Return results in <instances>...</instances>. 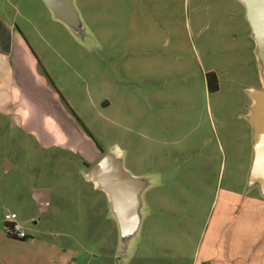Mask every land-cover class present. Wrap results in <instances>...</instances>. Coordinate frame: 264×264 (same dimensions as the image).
I'll list each match as a JSON object with an SVG mask.
<instances>
[{"label":"rangeland","instance_id":"rangeland-1","mask_svg":"<svg viewBox=\"0 0 264 264\" xmlns=\"http://www.w3.org/2000/svg\"><path fill=\"white\" fill-rule=\"evenodd\" d=\"M12 1L13 8L0 0V13L13 17L39 70L98 151L119 150L130 174L158 185L145 192L141 226L123 230L104 193L92 189L82 158L41 148L0 116L3 261L203 264L214 221L221 217V231L241 233V222L229 221L238 210L227 203L259 194L240 179L252 151L249 92L264 90L245 7L238 22L222 14L230 6L225 0H73L74 27L45 0ZM210 72L214 92L207 88ZM4 161L14 168L5 171ZM33 188L49 193L43 215ZM249 207L245 214L264 216L262 203L258 211ZM10 212L31 241L5 238ZM251 227H243L245 237Z\"/></svg>","mask_w":264,"mask_h":264},{"label":"crops","instance_id":"crops-1","mask_svg":"<svg viewBox=\"0 0 264 264\" xmlns=\"http://www.w3.org/2000/svg\"><path fill=\"white\" fill-rule=\"evenodd\" d=\"M225 1L230 3V6H222V14H227L229 17L234 14V19L236 21L238 19L239 22L244 13V4L239 0ZM5 2L11 8L15 6L12 0H5ZM14 23L13 17L9 19L8 15L0 13V116L7 117L16 123L21 131L25 135L32 137L41 148L61 150L64 153H71L82 158L84 167L87 169L85 174L93 183L92 189H100L107 197V201L112 205L107 191L91 175L93 166L103 155L108 153L99 152L96 145L86 135V132L81 126L79 127L77 116L65 105L67 103L55 91L45 73L39 70L38 60L30 50L26 39L14 27ZM251 106L252 100L251 103L247 104V116L250 114ZM140 148H142V145H140ZM193 149L194 147L191 150ZM115 151L113 153L119 160V150ZM252 158L253 148L249 152L246 165L243 164L244 167L241 166V170L245 171L246 175L245 179L242 177L240 181H243L241 185L246 190L248 189L247 177ZM3 165L5 171L14 168V166H10L5 161ZM122 168L139 181L138 227H140L144 218L147 217L142 211V207L143 209L146 208L144 202L145 192L152 185L157 186L158 184L156 181L152 182L153 178L148 181V177L142 175L134 176L123 166ZM33 190H36V188H33ZM258 193L256 197L250 198L249 202H246L247 198L239 196L234 203H227L232 210H238L235 212L237 213L236 217H233L235 213H232V218L229 221L238 220L241 222L242 225L238 222L241 233L236 230L235 232H230L226 228L221 231V224L218 225L221 222V217L214 221L216 224L213 227L212 235L205 251L206 258L202 259L203 264H264V224L262 223L263 227L261 230H257V224L255 225L258 220L264 221V216L258 217L256 212L253 215L245 214L246 209L250 208V202L251 209L256 211H258L259 204L262 203L264 206V197L260 192ZM50 203L51 199L48 210ZM37 208L39 210L38 205ZM244 226H252L251 236L245 237L243 235L242 229ZM25 233L27 234L25 240L9 237L6 232L5 238L16 243L31 241L29 234L26 231ZM0 264H10V262H4L0 254Z\"/></svg>","mask_w":264,"mask_h":264},{"label":"water","instance_id":"water-1","mask_svg":"<svg viewBox=\"0 0 264 264\" xmlns=\"http://www.w3.org/2000/svg\"><path fill=\"white\" fill-rule=\"evenodd\" d=\"M245 6L246 16L250 23L257 49V57L264 73V0H239ZM53 13L60 19L76 27L79 20L73 6V0H45ZM252 100L248 120L251 123L253 138V158L247 177V185H256L264 197V90H251ZM91 175L97 179L102 188L109 194L112 209L122 229L133 227L138 219L136 209L139 204V181L130 176L115 157L108 153L91 169ZM32 198L39 207V215L47 212L50 196L45 189H36ZM137 219V220H136Z\"/></svg>","mask_w":264,"mask_h":264},{"label":"built area","instance_id":"built-area-1","mask_svg":"<svg viewBox=\"0 0 264 264\" xmlns=\"http://www.w3.org/2000/svg\"><path fill=\"white\" fill-rule=\"evenodd\" d=\"M6 233L17 239L27 238V234L23 230L21 224L17 221V215L14 212L6 213L4 215Z\"/></svg>","mask_w":264,"mask_h":264},{"label":"trees","instance_id":"trees-1","mask_svg":"<svg viewBox=\"0 0 264 264\" xmlns=\"http://www.w3.org/2000/svg\"><path fill=\"white\" fill-rule=\"evenodd\" d=\"M206 82H207L208 91L214 92L218 89L217 79L213 72L206 74ZM6 234L7 236L12 237L8 233ZM25 239H22V240H25Z\"/></svg>","mask_w":264,"mask_h":264}]
</instances>
